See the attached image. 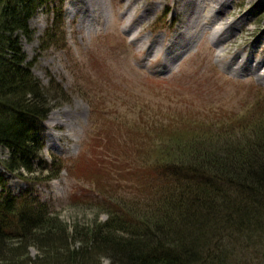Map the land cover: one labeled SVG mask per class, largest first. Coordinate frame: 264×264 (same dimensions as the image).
<instances>
[{"label":"rangeland","instance_id":"374dc122","mask_svg":"<svg viewBox=\"0 0 264 264\" xmlns=\"http://www.w3.org/2000/svg\"><path fill=\"white\" fill-rule=\"evenodd\" d=\"M37 13L20 46L55 105L38 152L55 165L6 179L16 195L33 187L73 245L143 200L154 133L209 131L220 144L264 121V0H53ZM17 252L44 264L35 247Z\"/></svg>","mask_w":264,"mask_h":264},{"label":"trees","instance_id":"16d2710c","mask_svg":"<svg viewBox=\"0 0 264 264\" xmlns=\"http://www.w3.org/2000/svg\"><path fill=\"white\" fill-rule=\"evenodd\" d=\"M52 1L0 0V147L9 155L0 160V264H39L18 258L32 247L44 264H264V121L251 134L243 128L254 123H244L247 138L220 144L209 131L184 138L153 132L156 157L137 181L143 200L98 223L78 246L37 203L33 187L11 191L7 174L28 180L23 172L55 165L38 154L55 105L20 46L22 36L33 39L29 22Z\"/></svg>","mask_w":264,"mask_h":264},{"label":"bare ground","instance_id":"6f19581e","mask_svg":"<svg viewBox=\"0 0 264 264\" xmlns=\"http://www.w3.org/2000/svg\"><path fill=\"white\" fill-rule=\"evenodd\" d=\"M93 4H94V3H92V6H93ZM94 8H95V7H94ZM88 10H91V11H92L91 8H89ZM220 30H221V28H218V29L215 31V37H216L217 33H218ZM259 77H260V78L264 77V73H261V74L259 75ZM55 120H56V119H54L53 117H51L50 120H49V124H50V125H53V123L56 122ZM51 141H52V140H51Z\"/></svg>","mask_w":264,"mask_h":264}]
</instances>
